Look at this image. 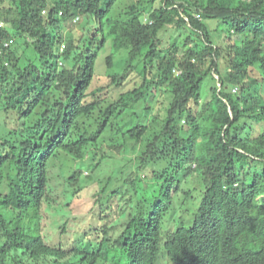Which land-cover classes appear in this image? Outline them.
<instances>
[{
  "label": "trees",
  "instance_id": "trees-1",
  "mask_svg": "<svg viewBox=\"0 0 264 264\" xmlns=\"http://www.w3.org/2000/svg\"><path fill=\"white\" fill-rule=\"evenodd\" d=\"M120 1L0 0V264H159L162 245L173 264H264V0ZM169 32L187 36L169 47ZM140 59V85L117 93ZM136 108L144 122L130 125L123 112ZM105 138L98 170L123 162L106 178L71 177L100 190L93 239L52 244L50 163L82 164ZM195 174L199 201L167 232Z\"/></svg>",
  "mask_w": 264,
  "mask_h": 264
},
{
  "label": "rangeland",
  "instance_id": "rangeland-1",
  "mask_svg": "<svg viewBox=\"0 0 264 264\" xmlns=\"http://www.w3.org/2000/svg\"><path fill=\"white\" fill-rule=\"evenodd\" d=\"M132 1L135 0H121L118 4V8L121 9L122 7H125L129 5ZM119 12V10H116ZM80 22V21H79ZM78 22V23H79ZM77 20L68 22L65 24L66 31L69 33H72V31H77V33H80L81 30L80 26H77ZM208 23V22H207ZM209 26L211 28L217 27L216 21H209ZM187 36V33H181L177 32L172 33L169 32L167 34V38L165 39V42L168 44V46H172L176 43L183 42L184 38ZM233 40H236L233 38ZM108 47V46H107ZM168 49V48H166ZM111 49L110 46L107 48L106 51L102 52L98 63H97V73L99 83H104L105 76H106V56L110 53ZM126 51H122L119 58L117 59L118 64L117 65V71L121 72L122 69L120 68V65L123 61V59L126 57ZM143 69V61L140 59L137 66L135 67V70L132 74H130L129 77H127L126 81L123 85H121L118 88H115L117 93L123 92V91H129L133 89L134 87H137L140 85L142 79L139 75L142 74ZM216 78H218V75H215ZM107 79V77H106ZM210 83V82H209ZM209 87H206L205 90H203L202 98L205 99V97L208 95ZM112 94L116 95L115 91L112 90ZM169 99V93L167 91H162L161 93H157L156 98L154 99L156 109L159 110L162 108L164 104L167 103ZM124 115V116H123ZM123 117L125 120L131 119L130 125H134L138 120H142L144 122V110L143 109H133L129 111L123 112ZM146 119V118H145ZM122 126V125H121ZM127 125H123L122 128L125 127L126 129ZM115 139L114 142H118L121 140V136H114L112 137ZM111 138H105L102 139L99 147L95 149V156H91V154L88 152L86 157L84 158V162L81 164V160L74 159L71 156H68L66 154H61L56 159H53L50 163L49 167V187H50V193L53 196L54 200L56 201L55 207L52 208V211H48V223H52V226L54 227L53 230L51 229L52 234V244H59L61 242H64V244L73 245V243L77 239L82 238H90L92 237V229L96 227L97 217L94 215V211L98 207L91 209V206L87 207L89 202L88 199L94 200V196L97 195L96 193L100 190H97V187L94 191H91L90 188L93 186L94 181H92L95 178L98 180L100 178H106L110 171L115 170L121 163L123 162L122 158H117L115 156H111L108 161L103 163V170L100 171L97 168V163L100 160L102 154L100 152V147L104 146V150H107L109 153L112 149L111 146ZM129 146H134L133 143H126ZM139 148H142L141 144H138ZM135 154H131V157H135ZM86 162V163H85ZM99 164V163H98ZM75 172H81L79 176V181L86 180V176H91L93 179L90 180V182L83 184L82 191L80 190V185L78 182H73L72 175H74ZM127 173V168H123L122 173L116 175L113 177L112 182H110L107 185V191H111L113 188H123L121 183L124 180V174ZM195 174L192 178L188 179V181H185L182 186V190L176 195L175 197V204L172 211H174V215L171 216L172 212H170L169 218L167 217L166 224L169 226L167 232H169L173 227V220L178 217V214H182L183 212H186L188 209L195 206L197 201H199L198 192L194 191L195 188L199 187V176H196ZM82 183V182H81ZM90 190V194L87 197H82L85 192ZM196 195L195 198H189L190 195ZM73 194V195H71ZM93 194V195H92ZM75 195V196H74ZM79 195V198H78ZM63 205L64 209L63 212H59L56 208V206ZM177 210V211H176ZM178 214H177V213ZM94 216H93V215ZM185 216L189 217V214H185ZM66 223V224H65ZM66 225V228H63V226ZM90 235V237H89ZM164 242V241H162ZM159 264H173L170 258L167 255V252L165 251V248L162 245V249L159 254L158 258Z\"/></svg>",
  "mask_w": 264,
  "mask_h": 264
}]
</instances>
